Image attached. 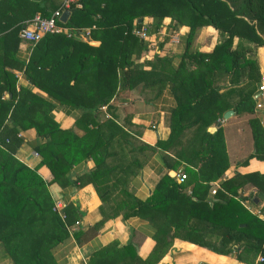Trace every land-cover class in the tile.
I'll list each match as a JSON object with an SVG mask.
<instances>
[{"label":"trees","instance_id":"trees-1","mask_svg":"<svg viewBox=\"0 0 264 264\" xmlns=\"http://www.w3.org/2000/svg\"><path fill=\"white\" fill-rule=\"evenodd\" d=\"M75 2L69 7L67 23H59L77 32L91 28L89 39L78 41L64 33H47L32 44L28 62L19 61L18 67L32 85L57 102L82 109L75 121L76 127L83 129L81 135L59 126L49 113L53 106L49 101L28 87L16 90L14 73L5 69L10 63L9 51L21 40L23 24L37 13L49 17L62 4L57 0H0V32L7 31L0 36V98L4 91L10 95L8 100H0V246L7 257L13 264H56L51 253L55 245L70 234L81 244L96 234L106 218L121 214L148 219L155 226L151 251L141 258L133 245L116 249L114 242L93 253L89 264H115L122 254L130 256V264H156L175 237L218 254H228L235 246L243 254L260 255V264H264V211L253 213L243 204L245 200L259 204L264 199V173L235 170L224 178L229 161L222 126L212 133L207 130L227 110L236 115L254 114L257 83L262 79L257 50L264 48V0ZM144 16L154 18L156 26L169 16L176 24L189 27L175 68L169 57L156 55L143 64L132 59L147 46L131 33L133 25L142 26L138 19ZM203 26H211L220 35L209 51L192 47ZM55 43L63 49L55 52ZM120 69L121 79L129 87L142 76L171 84L176 106L167 139L157 140L154 146L141 143L134 147L113 119L102 123L96 119L94 111L108 105L116 92ZM219 80L228 81L229 87L221 90ZM38 111L40 116L31 115ZM249 123L255 149L249 157L264 161V130L255 117H250ZM28 126L35 127L36 135L43 139L34 150L41 156L40 164L52 172L53 181L76 187L92 183L96 188L104 217L88 232L80 226L70 231L79 221L77 208L66 203L62 218L53 210L46 181L36 169L14 157L22 142L18 128ZM188 132L191 135L184 142ZM157 148L171 154L167 156L169 168L183 163L182 170L193 175L190 193L185 192L187 178L178 182L167 173L143 200L126 189L131 176ZM81 158H91L95 166L90 175L72 181L68 171ZM109 176L114 179L108 180ZM216 180V201L212 205L200 201L198 191L209 190L210 182ZM246 184L255 192L240 196L238 190ZM114 194L122 199L111 205L114 212L107 214L105 205ZM187 217L195 218V223L189 225ZM211 236L217 237L218 244L207 240Z\"/></svg>","mask_w":264,"mask_h":264},{"label":"crops","instance_id":"crops-1","mask_svg":"<svg viewBox=\"0 0 264 264\" xmlns=\"http://www.w3.org/2000/svg\"><path fill=\"white\" fill-rule=\"evenodd\" d=\"M57 1L60 2L59 4H63L65 0ZM139 19L150 32V37L144 41L147 46L139 51L140 56L137 57L135 53L132 55V59H135L136 63L143 64L146 59L152 60L156 55L169 57L172 67L175 68L179 64L180 56L185 49V39L189 27L176 24V20L169 16L163 18L159 26H156V20L150 16ZM84 30H88L90 35L91 28H82L81 31L84 33ZM4 33L7 31H1L0 36H3ZM89 35L83 38L80 37V31H73V36L70 37L84 41L89 39ZM172 37L174 38L171 39ZM219 39L220 36L211 26H203L195 37L192 47L209 51ZM96 42L98 43V40ZM32 46V44L20 40L18 45L15 48L13 45V50L11 48L8 53L7 61L10 63L5 65V69L14 73L16 90L20 87H28L35 95L49 101L53 105L49 113L59 126L63 129L74 130L81 135L83 129L81 126L80 128L76 127L75 121L83 112L82 109L57 102L47 92L32 85L23 71L19 69V61L28 62ZM62 47L59 43L53 45L55 52L62 50ZM1 48L0 45V53ZM257 56L260 65L264 64L263 47L258 48ZM143 67L146 69V66ZM121 71L120 69L118 72L120 77L118 87L108 105L104 104L102 105L105 106L104 109L100 106L94 111L96 119L101 123L107 119H113L128 134L129 140L136 141L139 146L141 143L154 146L157 140L167 139L170 133L171 112L176 106L171 84L169 82L161 84L156 82V79L142 76L135 80L132 87H129L122 81ZM224 82L226 87L222 88L223 85L221 90L229 87L228 81L225 80ZM9 98V93L4 91L0 100H8ZM255 98L258 99L253 115H236L234 112L229 118H219L217 124L214 123L208 127V131L211 133L216 130L218 125H221L223 129L229 161V166L223 174L224 178L229 177L235 170L241 173L248 171L264 173V161L249 157L255 151L249 118L255 117L264 130V92L258 91ZM31 115L36 117L41 114L38 111V113ZM17 137L21 138L22 142L14 153V157L28 167L36 169V172L46 181L47 191L53 200L72 203L77 208L80 214L79 225L77 226L75 223L71 225V232L77 230L79 226L83 232H88L90 227L102 220L104 217L100 211L102 201L92 183H84L79 187L71 184L61 185L52 180L53 174L50 169L40 164L41 156L34 150V146L43 139L36 135L35 127H19ZM168 155H171L168 151L157 148L155 152L150 154L142 167L137 170L136 174L131 176L126 189L143 200L150 195L164 174L167 173L169 176L175 177L176 181L181 182L176 175L182 172L186 174L187 179H185L189 182L185 192L190 193L192 187L190 180H192L193 175L182 170L183 163L179 164L176 169L169 168L168 163L170 164L171 161L167 158ZM139 156L143 157L142 152L139 153ZM94 166L95 163L91 158H81L68 171V178L72 181L79 177L84 178L91 174ZM110 177L108 180L114 179ZM210 185L209 190H199L197 194L201 198L200 201L212 205L216 201L215 193L212 190L219 187V182L217 180L212 181ZM251 192L255 191L249 184L238 190L240 196H246ZM121 199L119 194L112 196L111 203L105 205L107 214L114 212L110 206L117 204ZM243 204L253 213L264 211V199L259 204L250 200L243 201ZM187 219L185 218L189 225H193L196 221L193 217H187ZM155 234L156 228L148 219L139 216L124 218L119 214L106 218L92 238L78 244L73 235L70 234L62 242L55 245L51 249V253L56 264H89L93 253L115 242L117 243L116 249L133 245L137 255L145 258L154 246ZM207 240L218 244L217 237H207ZM259 257L260 255H253L252 253L243 254L235 246L228 254H218L210 248L175 237L167 252L156 264H260ZM116 260L115 264H130V256L126 254H122ZM0 264H13L1 246Z\"/></svg>","mask_w":264,"mask_h":264},{"label":"built area","instance_id":"built-area-1","mask_svg":"<svg viewBox=\"0 0 264 264\" xmlns=\"http://www.w3.org/2000/svg\"><path fill=\"white\" fill-rule=\"evenodd\" d=\"M74 2L75 0H65L62 6L54 10L49 17H43L39 13H37L34 17L27 20L21 27L19 31L20 39L30 44H34L47 33H64L69 37L73 36V31L77 30L61 25L59 23V18L62 11L64 9H69L71 3ZM76 6L80 7L81 5L79 3H76ZM131 33L143 41L149 39L150 37V32L144 25H142L141 27L134 25L131 29ZM87 35H89L88 30H84V33L82 31L80 32V37L84 38ZM173 38L174 37H172L171 39ZM174 40L176 41V38ZM259 91L264 92L263 82L260 84ZM101 108L104 109L105 106H102ZM176 176L180 181H183L186 178V174L182 172L178 173ZM212 192L215 193V189H213ZM65 206L66 203H64L63 201L54 200L53 210L56 211L62 218H64L63 209ZM75 225L78 226L79 221H76ZM259 261H263V257L260 256Z\"/></svg>","mask_w":264,"mask_h":264},{"label":"rangeland","instance_id":"rangeland-1","mask_svg":"<svg viewBox=\"0 0 264 264\" xmlns=\"http://www.w3.org/2000/svg\"><path fill=\"white\" fill-rule=\"evenodd\" d=\"M214 29V28H213ZM215 30V29H214ZM215 32L218 34V31L217 30H215ZM219 35V34H218ZM220 36V35H219ZM260 72H261V77H263V74H264V64H261L260 65ZM221 80H219L218 82H217V86L219 87V88H221L223 85V87L222 88H224V87H226V85H225V82L224 81H222V82H220ZM262 83V79H261V81L259 82V83H257L258 84V91H259V87H260V84ZM261 97V96H260ZM258 99V98H257ZM256 98H255V100H257ZM260 100V99H259ZM207 130H208V128H207ZM191 131V130H190ZM191 132H188L184 137H183V140H184V142H186V140L189 138V136L191 135L190 134ZM128 141H130L129 139H128ZM133 144H134V147L135 146H138L139 144L136 142V141H131ZM128 149H129V147H127ZM127 155H130V153L129 152H127Z\"/></svg>","mask_w":264,"mask_h":264},{"label":"water","instance_id":"water-1","mask_svg":"<svg viewBox=\"0 0 264 264\" xmlns=\"http://www.w3.org/2000/svg\"><path fill=\"white\" fill-rule=\"evenodd\" d=\"M70 10L69 9H64L61 13V16L59 18V20L62 22V23H67L69 17H70ZM138 22L140 23L141 22V19L138 20ZM262 82L264 84V74H263V77H262ZM234 113V111L232 109L230 110H227L224 115H223V118L224 119H227L229 118L232 114Z\"/></svg>","mask_w":264,"mask_h":264}]
</instances>
